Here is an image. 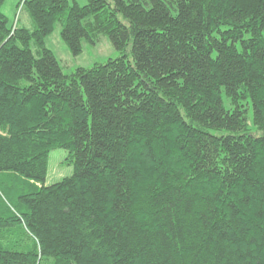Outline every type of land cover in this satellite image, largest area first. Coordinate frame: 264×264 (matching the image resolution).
Masks as SVG:
<instances>
[{"label":"trees","instance_id":"obj_1","mask_svg":"<svg viewBox=\"0 0 264 264\" xmlns=\"http://www.w3.org/2000/svg\"><path fill=\"white\" fill-rule=\"evenodd\" d=\"M6 1L0 264H264V0H23L32 30ZM57 23L120 57L64 74Z\"/></svg>","mask_w":264,"mask_h":264},{"label":"rangeland","instance_id":"obj_2","mask_svg":"<svg viewBox=\"0 0 264 264\" xmlns=\"http://www.w3.org/2000/svg\"><path fill=\"white\" fill-rule=\"evenodd\" d=\"M22 1L23 0H7L1 7V12L7 18L9 28L17 26L32 30L33 24L28 12L23 6L20 9ZM73 2L77 3L79 6H84L86 4L85 0H69V5H72ZM60 32L61 23H57L54 32L46 38L45 46L53 52L55 58L62 67L63 73L66 75L72 74L77 68L90 69L95 65H103L109 60H115L120 57V54L115 51L106 36L99 37L95 45H90L84 41L82 43V53L75 57L70 53L68 46L62 41ZM31 50L33 54L36 55L37 48L34 45H31ZM222 101L224 108L230 111L232 106L225 95H222ZM252 118L253 112L250 106L247 114V129L253 134H258L252 124ZM67 158V152L62 149H55L49 154L46 186L56 184L63 178H67L73 174V166L67 163ZM10 202L12 203V200H10Z\"/></svg>","mask_w":264,"mask_h":264},{"label":"crops","instance_id":"obj_3","mask_svg":"<svg viewBox=\"0 0 264 264\" xmlns=\"http://www.w3.org/2000/svg\"><path fill=\"white\" fill-rule=\"evenodd\" d=\"M22 8V4H21V6H20V9Z\"/></svg>","mask_w":264,"mask_h":264},{"label":"built area","instance_id":"obj_4","mask_svg":"<svg viewBox=\"0 0 264 264\" xmlns=\"http://www.w3.org/2000/svg\"><path fill=\"white\" fill-rule=\"evenodd\" d=\"M23 4V3H22Z\"/></svg>","mask_w":264,"mask_h":264}]
</instances>
